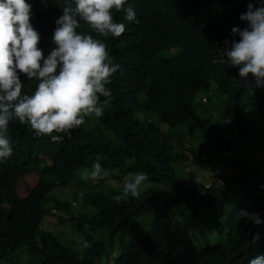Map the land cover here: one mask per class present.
<instances>
[{
    "label": "trees",
    "instance_id": "16d2710c",
    "mask_svg": "<svg viewBox=\"0 0 264 264\" xmlns=\"http://www.w3.org/2000/svg\"><path fill=\"white\" fill-rule=\"evenodd\" d=\"M241 1L233 0L217 16L186 15L181 9L178 18L164 27L159 44L147 55L148 63L136 73L117 74L116 84L121 87L115 91L117 108H104L100 117L90 114L87 127L77 126L67 135L54 132L64 136L57 142L47 135V139L32 136L28 130L14 134V158L1 163L0 171L3 264H103L102 255L114 243L120 248L114 264H248L264 252V222L256 224L240 215L244 209L264 221V162L256 158L254 166L244 167L235 156L236 151L246 150L243 144L226 135L212 137L219 159L232 168H226L219 179L210 178L208 186L187 184L176 163L185 160L189 149L194 165L205 167L200 156L207 153L206 143L198 147L186 140L192 147L178 151L167 137L176 133L172 129L185 125L190 131L192 126L221 128L207 110L201 117L194 104L196 91L209 81L227 96L226 111L239 136H251L250 103L264 120V87H255L251 74L247 81L239 77V66L221 62L223 49L229 46L225 40L233 39L231 28L246 26L239 19ZM168 45L174 47L172 52L161 54ZM261 140L264 146V135ZM46 156L51 160L38 172L35 187L20 197L19 177ZM96 162L118 170L110 174L114 186L93 185L91 180L86 182L87 176H80L79 171L91 169ZM129 170L148 176L135 198L123 197V187L113 179ZM55 188H70L73 193L62 200L52 197L55 203L49 197ZM117 195L122 196L120 201L113 199ZM47 201L52 207L45 206ZM79 201L97 212L79 210ZM47 213L55 216L51 230L43 220ZM199 222L200 228L207 227L211 242H216L202 246L211 247L208 251L180 236L184 228L187 232ZM89 225L98 227L95 234L86 229ZM80 238L89 247L83 248Z\"/></svg>",
    "mask_w": 264,
    "mask_h": 264
},
{
    "label": "clouds",
    "instance_id": "9594fccd",
    "mask_svg": "<svg viewBox=\"0 0 264 264\" xmlns=\"http://www.w3.org/2000/svg\"><path fill=\"white\" fill-rule=\"evenodd\" d=\"M232 2L0 0V171L4 168L1 163L5 160L10 162L14 158L13 141L16 132L28 130L32 136L45 139L50 137L51 141L57 142L64 136L53 135L54 132L67 135L77 126H86L90 114L100 117L104 108H117L115 91L121 89L116 84L117 74L136 73L148 63L147 55L159 44L164 27L178 18L181 9H185L186 15L199 12L210 15L214 13L217 16L223 14L222 10L228 9ZM238 8L241 12L239 19L245 21L246 26L231 28L233 39L230 42L225 40L224 43L229 46L223 49L224 60L221 62L239 66V77L247 81L251 74V83L258 88L264 87V0H242ZM173 49L168 45L161 54L166 50L172 52ZM209 82L214 84L213 81ZM206 110L212 116L214 112L215 116L218 114L215 110ZM251 113L255 114L249 122L253 130L251 136H248L249 140L242 143L246 150H241L246 154L255 153L256 150L264 152L261 140L264 120L256 108ZM184 128H188L186 134L193 133L185 125L175 136L181 134ZM217 128L212 127L214 130ZM185 143L187 148L192 147ZM188 150H185V160L176 163L181 171L179 176L187 184H206L198 182L194 177L197 165H194V156ZM236 152V158L244 167L254 166L256 158L264 161V156L255 157L250 153L240 160ZM205 155L207 153L200 157L203 159ZM49 160L47 156L40 159L35 168L19 177L16 190L20 197L33 190L38 172ZM218 161L227 165V169L232 168L226 161ZM90 167L79 171L80 176H87L93 185L103 182L113 185L110 174L117 172L116 168H102L99 162ZM221 174L223 172L216 173L212 178L219 179ZM118 178L113 179L123 184V197L130 195L135 198L141 194V185L147 181L148 176L139 170H129ZM73 180L75 183L76 179ZM121 198V195L113 197L116 201ZM240 215L256 224L264 222L258 213H248L241 209ZM201 226L202 222H199ZM78 243L83 248L89 247V242L83 238ZM192 245L201 246L200 249L204 251L211 248L194 243ZM119 253V246L111 244L101 257L103 264H114ZM248 264H264V252L248 260Z\"/></svg>",
    "mask_w": 264,
    "mask_h": 264
},
{
    "label": "rangeland",
    "instance_id": "374dc122",
    "mask_svg": "<svg viewBox=\"0 0 264 264\" xmlns=\"http://www.w3.org/2000/svg\"><path fill=\"white\" fill-rule=\"evenodd\" d=\"M247 99H249V100L251 99L250 94H249V96H247ZM204 100H205V102H204ZM194 103H195L196 109H197V111L201 117H204V115H206L205 113H206L207 108H209L212 111L213 110L217 111V113H218L217 116H215V112H214V117H212V118L214 119V121L220 123L221 128H219L218 130H214V129H212V127H210V125H206V126H204L203 129H200V128L196 129L195 127L192 126V128H193L192 132L193 133L186 134V132L188 131V128H184V130L182 131L181 134H178L177 136H175V134H171L170 136H167V137L177 147V149L179 151H183V150L187 149L188 145L185 142H187L188 140L191 141L190 143L192 145H194V146L197 145L198 147H200L202 143H206V145H203V148L207 152V155H205L202 159V161L206 167L203 168V167L195 166L196 170L194 171V177L198 179V182L206 183L216 173H221L224 171L223 170L224 168H227V165L224 166L223 163H219L220 162V161H218L219 156L216 153L217 147H214V145H216V144L213 143L211 138L212 137L219 138L221 136L224 138V136L226 135L227 137L231 138L234 142L241 143V144L245 141H248V139L239 136L237 134V129L235 127H232V119H231L230 115L228 114V112L226 111L227 96L224 95L223 93L217 91L212 82L205 83L199 88V90L196 92ZM248 108H255V105L253 103H250L248 105ZM254 115H255L254 113H250V118L252 119L254 117ZM183 127L174 128V129H172V132H180L183 129ZM165 128L168 129L169 127L164 126V130H166ZM190 143H188V144H190ZM211 153H215V154L210 155ZM249 153L252 155H255V157L256 156H259V157L264 156V152L262 150L261 151L256 150L255 153L248 152L247 154L245 152L239 150L236 152V155L240 160H242V159H245V157ZM263 162L264 161H262L261 163H263ZM254 163H255V161H254ZM176 171L178 174H181V171L178 168V166L176 167ZM89 181H90L89 179L86 180V182H89ZM73 182H74V180H73ZM120 185H123V184L121 183ZM86 186L88 187L89 184H87ZM71 192H72V190L70 188H57V189L55 188L49 194V197L50 198L55 197L54 195L56 193V197H58L60 200H62V199L68 198V196ZM45 206L46 207H52V204L50 203V201H47L45 203ZM77 208L79 210L83 209L86 212H89L91 214L97 212L96 208L92 205H89L87 207L86 206L83 207L81 201H79V205ZM54 218H55V216L53 214H50V216L47 215L43 219L45 221L46 225H48L49 230H51V228L53 226ZM201 219L202 218H199V220H201ZM215 224H217V223H215ZM86 229L89 232L95 234L98 227L89 225L86 227ZM187 230L188 231L186 232L185 228H184L183 234H185V236H183V234H181V229L179 230V233L181 234L180 236H182L185 241H189V242H192V243L198 244V245H206L208 243H212L210 240V237L207 235V227H205L204 229L200 228L199 223H198V225H196L194 229L187 228ZM73 234H75L74 238H76V236H78V234L76 232H74ZM114 245H115V243H114ZM74 247H77V246H74ZM5 261H6V259L0 260V264H3Z\"/></svg>",
    "mask_w": 264,
    "mask_h": 264
},
{
    "label": "bare ground",
    "instance_id": "6f19581e",
    "mask_svg": "<svg viewBox=\"0 0 264 264\" xmlns=\"http://www.w3.org/2000/svg\"><path fill=\"white\" fill-rule=\"evenodd\" d=\"M176 155V154H175ZM97 157V156H96ZM95 159V158H94ZM107 166V165H106ZM62 172H64V171H62ZM58 178H60V177H58ZM60 180V179H59ZM56 181V180H55ZM61 182V181H60ZM70 182V181H69ZM56 183V182H55ZM59 183H57V185H58ZM67 184H68V182H67ZM67 184H65V185H67ZM68 186V185H67ZM58 187V186H57ZM72 190V189H71ZM51 191V190H50ZM72 193H73V191H72ZM54 195V194H53ZM55 196V195H54ZM60 197V196H59ZM51 199H53V198H51ZM56 199V198H55ZM55 199H53L54 201H55V203L57 202ZM54 201H52V202H54ZM60 202V201H59ZM55 203H54V205H55ZM50 214V213H49ZM48 213H47V215L48 216H50Z\"/></svg>",
    "mask_w": 264,
    "mask_h": 264
}]
</instances>
